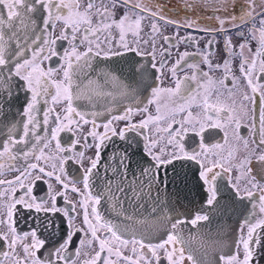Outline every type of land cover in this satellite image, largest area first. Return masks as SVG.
Listing matches in <instances>:
<instances>
[{
  "label": "snow or ice",
  "instance_id": "obj_1",
  "mask_svg": "<svg viewBox=\"0 0 264 264\" xmlns=\"http://www.w3.org/2000/svg\"><path fill=\"white\" fill-rule=\"evenodd\" d=\"M183 5L0 0V264H264V0Z\"/></svg>",
  "mask_w": 264,
  "mask_h": 264
},
{
  "label": "flooded vegetation",
  "instance_id": "obj_2",
  "mask_svg": "<svg viewBox=\"0 0 264 264\" xmlns=\"http://www.w3.org/2000/svg\"><path fill=\"white\" fill-rule=\"evenodd\" d=\"M143 3L149 6H153L157 3L166 5L167 6L166 14L172 16L173 18H177V19H183L185 15H187L190 18H194L195 15H205V13L200 12L199 10H197L195 14L192 11L186 10L183 5V0H143ZM208 23H211V21H208ZM162 29L164 30V34L169 35V36L173 35L175 32V29L172 26H167L166 28H164L162 24ZM188 32H192V34L195 36L202 35L201 33L194 32L191 29H188V30L181 29L180 35L181 36L186 35ZM234 42H237L235 37H234ZM200 46L203 47V42H201ZM180 51L195 52L196 49L194 47L181 44ZM173 59H175V55L173 56ZM196 59H198V57ZM220 138L221 137L219 135L216 136L217 140H219ZM234 221H235V217L233 218V221H230L229 223H234Z\"/></svg>",
  "mask_w": 264,
  "mask_h": 264
},
{
  "label": "water",
  "instance_id": "obj_3",
  "mask_svg": "<svg viewBox=\"0 0 264 264\" xmlns=\"http://www.w3.org/2000/svg\"><path fill=\"white\" fill-rule=\"evenodd\" d=\"M225 251H227V249H225Z\"/></svg>",
  "mask_w": 264,
  "mask_h": 264
}]
</instances>
